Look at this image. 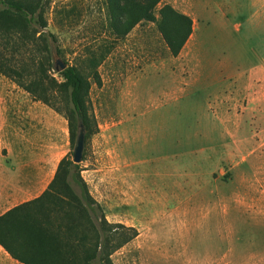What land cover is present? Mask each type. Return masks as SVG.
Wrapping results in <instances>:
<instances>
[{
  "label": "rangeland",
  "instance_id": "374dc122",
  "mask_svg": "<svg viewBox=\"0 0 264 264\" xmlns=\"http://www.w3.org/2000/svg\"><path fill=\"white\" fill-rule=\"evenodd\" d=\"M216 1H226L223 19L232 24L230 35L215 34L219 51L228 49L236 68L264 64V49L255 51L256 40L234 29L253 13L251 0H162L156 19L169 5L193 22L177 57L156 22L117 38L106 0H43L55 39L52 72L61 60L90 85L93 127L81 176L108 223L137 231L112 254L113 264H264L263 112L247 106L249 92L226 90L211 63ZM14 54L16 67L33 58L28 69L41 76L36 48ZM0 103L12 116L34 119L26 126L37 130L24 137L43 167L73 152L65 117L1 75Z\"/></svg>",
  "mask_w": 264,
  "mask_h": 264
},
{
  "label": "trees",
  "instance_id": "16d2710c",
  "mask_svg": "<svg viewBox=\"0 0 264 264\" xmlns=\"http://www.w3.org/2000/svg\"><path fill=\"white\" fill-rule=\"evenodd\" d=\"M162 0H106L110 28L117 38L125 37L142 22H156L171 54L177 57L192 34V19L166 5L160 18L153 12ZM43 0H0V75L14 82L34 100L62 114L68 122L74 149L79 124L92 134L89 110L90 85L77 66L52 72L53 35L47 33ZM36 48L41 59L33 73L26 62L15 66L14 52L20 47ZM37 72V71H36ZM64 100V111L59 107ZM91 196L73 152L58 164L43 194L0 217V245L23 264H113L111 256L133 240L137 231L110 224Z\"/></svg>",
  "mask_w": 264,
  "mask_h": 264
},
{
  "label": "crops",
  "instance_id": "0c3cea01",
  "mask_svg": "<svg viewBox=\"0 0 264 264\" xmlns=\"http://www.w3.org/2000/svg\"><path fill=\"white\" fill-rule=\"evenodd\" d=\"M251 2L252 4L249 5V9L253 10V13L250 14L248 11L246 17L249 16V18L245 19L244 17L241 24H235L234 29L236 32L244 31V40L248 42H251L253 39L256 40L254 44L256 48L254 50L263 52V3H261L262 0H251ZM216 5V11L219 14L215 25L212 24L210 27L211 63H215L217 67L218 65L220 66L216 68V74L221 78L225 76L222 78V81L226 83L224 84L226 90L229 92L246 91L250 93L246 99L247 106L256 107L258 113L263 112L264 123V64L262 62L252 65L248 64L247 68L244 69L236 68L233 59L229 57L228 49L222 48L219 51L217 44L220 42L217 40L218 37L216 35L221 34L223 38V33L229 34L232 24L230 19H226V17L223 19V9H225L224 7L227 8L226 1L223 4L216 1ZM231 10L232 12H236L238 9L230 8V12ZM214 53L219 55V58H214ZM222 54L225 56H220ZM243 55L242 53L241 57H244ZM210 75H212V70L210 71ZM230 78H233V81H230ZM33 120L10 115L8 105L0 103V217L13 208L40 197L55 175L57 167H43L41 165V157L36 158L35 153L30 149L34 148L33 142L25 140V132L31 131V133H34L37 130L36 128L26 126L27 123H33ZM261 146H263V154H259L257 163L263 159L264 182V126L263 145ZM28 156H31V159ZM246 159L244 157L243 160ZM0 264L23 263L12 258L0 245Z\"/></svg>",
  "mask_w": 264,
  "mask_h": 264
},
{
  "label": "water",
  "instance_id": "95a60500",
  "mask_svg": "<svg viewBox=\"0 0 264 264\" xmlns=\"http://www.w3.org/2000/svg\"><path fill=\"white\" fill-rule=\"evenodd\" d=\"M67 68V64L63 63L61 60L56 61L55 71L61 72ZM86 143V130L83 124H79L77 139L75 147L73 149V162L79 164L83 161V155L85 151Z\"/></svg>",
  "mask_w": 264,
  "mask_h": 264
}]
</instances>
